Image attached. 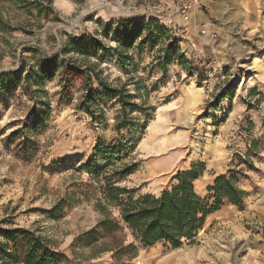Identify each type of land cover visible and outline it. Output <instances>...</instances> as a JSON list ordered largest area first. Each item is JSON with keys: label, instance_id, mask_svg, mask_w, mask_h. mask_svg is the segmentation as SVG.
I'll return each mask as SVG.
<instances>
[{"label": "rangeland", "instance_id": "374dc122", "mask_svg": "<svg viewBox=\"0 0 264 264\" xmlns=\"http://www.w3.org/2000/svg\"><path fill=\"white\" fill-rule=\"evenodd\" d=\"M180 1L52 0L48 18L27 27V15L0 0V229L22 227L41 236L66 255L59 264H264V0H196L187 20ZM127 18H154L168 28L188 64L173 63L163 72L148 48L129 49L131 60L119 63L114 40L100 29ZM6 21L28 32L6 31ZM81 36L107 48L92 50L88 59L99 62L111 87L129 77L149 91L144 106L153 111L133 110L132 127L113 129L119 105L111 96L100 99L103 114L91 121L76 107L83 94L79 83L58 102L57 80L44 82L48 114L37 125L28 120L32 103L19 81L23 74L14 72ZM144 113L150 116L140 129ZM21 121L29 129L11 138ZM99 138L134 144L111 168L133 165L119 185L137 194H158L177 171L202 161L196 193L205 198L213 179L227 174L245 191L243 204L220 205L193 239L175 248L136 243L135 257L118 260L111 252L73 245L102 217L95 178L82 167L109 163L93 157Z\"/></svg>", "mask_w": 264, "mask_h": 264}, {"label": "trees", "instance_id": "16d2710c", "mask_svg": "<svg viewBox=\"0 0 264 264\" xmlns=\"http://www.w3.org/2000/svg\"><path fill=\"white\" fill-rule=\"evenodd\" d=\"M6 2L27 15L26 24L30 20L39 24L41 19L48 18L50 12H53L52 0ZM26 26H31V23ZM17 29L28 32L24 26L10 27L6 21V31ZM4 30V23L0 21V32ZM100 35L112 37L115 42L113 51L119 63L131 60L129 49L148 48L155 51L153 62L163 72L173 63L188 64L176 38L154 18H127L108 23L101 27ZM100 46L98 40H90L85 36L69 38L52 55L39 57L34 64L28 67L22 65L14 72L23 74L19 81L23 82V89L32 103L27 114V117L32 118H28L30 123L35 122L37 125L50 111L51 102L44 82L52 80H57L59 84L56 93L58 102L68 96L76 83L81 84L83 94L76 107L86 113L91 121H99L103 114L99 107L100 99L108 96L116 99L119 110L114 117L113 129L117 132L134 125L130 115L133 110L153 111L151 106H144L149 91L146 87L141 91L137 81L128 77L124 83L115 87L104 81L98 69L99 62H90L88 59L92 50L107 49ZM139 80L143 81L142 78ZM129 85L132 86V92ZM95 109H99L101 114L95 115ZM144 116L145 121L140 129L145 127L150 115L144 113ZM20 124L21 127L10 134L11 138L16 139L20 131L29 129L25 122L21 121ZM130 141L117 139L116 142H106L99 138L92 148L93 157L108 160L109 163L101 168L83 164V169L95 178L99 193L94 199L95 206L102 217L93 227L77 235L73 245L88 247L93 254L111 252L118 260L122 257L133 258L137 254L136 243L141 247L156 243L178 247L184 241L193 239L204 227L206 217L220 205L242 206L246 193L239 187L237 180L227 174H219L213 179L207 187L208 195L205 198L196 193L194 182L205 171L202 161H194L188 168L177 171L170 178L171 184L158 194H137L134 189L120 186L121 179L131 174L134 167L125 163L120 167H111L134 149ZM113 212L117 213V217ZM126 229L132 242L126 243ZM0 235V264H59L67 261L63 252L51 247L44 238L28 229H0Z\"/></svg>", "mask_w": 264, "mask_h": 264}, {"label": "built area", "instance_id": "2783aa9c", "mask_svg": "<svg viewBox=\"0 0 264 264\" xmlns=\"http://www.w3.org/2000/svg\"><path fill=\"white\" fill-rule=\"evenodd\" d=\"M196 2V0H182L178 3V10L181 14V17L183 20L188 19V15L192 9L193 4Z\"/></svg>", "mask_w": 264, "mask_h": 264}]
</instances>
